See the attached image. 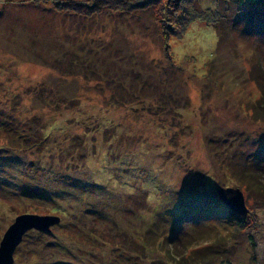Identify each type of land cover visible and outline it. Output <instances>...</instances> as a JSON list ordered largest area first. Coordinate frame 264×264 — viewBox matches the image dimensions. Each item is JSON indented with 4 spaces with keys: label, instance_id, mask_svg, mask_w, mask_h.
<instances>
[{
    "label": "rangeland",
    "instance_id": "rangeland-1",
    "mask_svg": "<svg viewBox=\"0 0 264 264\" xmlns=\"http://www.w3.org/2000/svg\"><path fill=\"white\" fill-rule=\"evenodd\" d=\"M88 2L0 0V240L20 214L59 217L27 229L11 264H179L169 242L212 252L207 264H264V34L195 19L168 57L166 0Z\"/></svg>",
    "mask_w": 264,
    "mask_h": 264
},
{
    "label": "trees",
    "instance_id": "trees-1",
    "mask_svg": "<svg viewBox=\"0 0 264 264\" xmlns=\"http://www.w3.org/2000/svg\"><path fill=\"white\" fill-rule=\"evenodd\" d=\"M106 1L90 0V2H88L87 4L91 5L90 8L92 10H98L100 6L108 4L111 6L112 10H118V11L126 10L131 12L136 10H142L148 6L147 5L148 0H106ZM223 1H224V5L222 6L223 8L221 9L215 8L204 11L200 9L198 0H166L164 5L165 7L163 9L164 19L162 18L159 19V22H160L161 33L164 36L162 38L163 39L162 48L163 51L167 54V56L169 57L170 55V47H169L170 36L171 35L177 37L182 36L187 25L195 19L205 20L206 23L209 25L218 26L219 24L221 25L222 22L227 23L229 20H231L232 24H236L241 18H244L249 23L250 31H253L256 34L258 33L264 34V0H233L238 4L239 8L236 10L237 12L236 11L235 13L233 12L232 15L229 14L231 11L228 0H223ZM72 3H73L72 1H69L66 5V8L69 11H72L73 9L76 11V7H73ZM77 9L78 11L80 10L78 6ZM178 10L182 11V14H180L181 19H179L180 23L176 21L177 19H175V15H172L175 14V12H177ZM86 14H90L89 11H87ZM86 14L83 13V15ZM176 27H178V29H176ZM220 33H224L222 29L221 32H219V40L222 36ZM251 76L254 78V75ZM259 86H260V94H261L260 96H261V105H262L264 104V81H259ZM249 173L250 176L247 177L248 179H252V177H254L256 181L259 180L257 172L250 171ZM259 181L257 183L258 187H256L258 189L261 186V183ZM220 200L223 202L221 197ZM230 210L232 211L233 209ZM190 212L192 215L193 213L199 214L198 210L195 211L191 210ZM185 214L186 212H184L180 216L179 218L180 221H183L185 219L184 216ZM224 220L226 221V223H228V219H224ZM243 221H244L243 216H239V214L235 215V220L232 222L233 225L231 231L233 233H235V230L243 231L242 230V227L244 226ZM168 245H169L168 248L169 253L171 252L170 250L176 252L175 254L174 252L173 254L170 253V258L179 264H185V263L207 264L209 263L208 261L210 260V258L213 257L212 252L206 254L203 253V250H198L199 248L197 249L196 247L193 248L188 245L186 246L180 243L179 245H182L181 246L182 250L177 251L176 249L179 245H173L171 242H169ZM204 246H205L204 250L207 247L209 248V245H204Z\"/></svg>",
    "mask_w": 264,
    "mask_h": 264
},
{
    "label": "water",
    "instance_id": "water-1",
    "mask_svg": "<svg viewBox=\"0 0 264 264\" xmlns=\"http://www.w3.org/2000/svg\"><path fill=\"white\" fill-rule=\"evenodd\" d=\"M217 193L224 203L235 212L244 214L246 207L243 195L239 189L222 187ZM59 217L54 215H37L23 213L15 217L14 221L4 231L0 240V264H11L13 251L29 228L48 230L51 223L57 222Z\"/></svg>",
    "mask_w": 264,
    "mask_h": 264
}]
</instances>
